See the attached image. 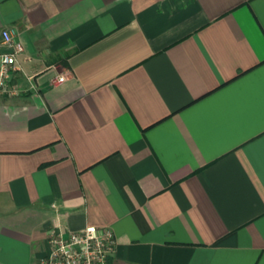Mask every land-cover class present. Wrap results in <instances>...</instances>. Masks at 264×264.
Wrapping results in <instances>:
<instances>
[{
  "label": "crops",
  "instance_id": "crops-1",
  "mask_svg": "<svg viewBox=\"0 0 264 264\" xmlns=\"http://www.w3.org/2000/svg\"><path fill=\"white\" fill-rule=\"evenodd\" d=\"M7 26L0 264L90 224L123 264H264V0H0Z\"/></svg>",
  "mask_w": 264,
  "mask_h": 264
},
{
  "label": "built area",
  "instance_id": "built-area-1",
  "mask_svg": "<svg viewBox=\"0 0 264 264\" xmlns=\"http://www.w3.org/2000/svg\"><path fill=\"white\" fill-rule=\"evenodd\" d=\"M17 30L4 27L0 32V96H14L19 89L13 82L20 70L19 55L22 43L16 38ZM65 80L63 74L51 79L56 85ZM48 252L34 264H123L116 259V238L112 229L86 225L78 231L52 227L47 233Z\"/></svg>",
  "mask_w": 264,
  "mask_h": 264
}]
</instances>
